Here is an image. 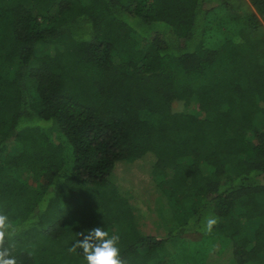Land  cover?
<instances>
[{"label":"trees","instance_id":"1","mask_svg":"<svg viewBox=\"0 0 264 264\" xmlns=\"http://www.w3.org/2000/svg\"><path fill=\"white\" fill-rule=\"evenodd\" d=\"M145 158L165 238L111 180ZM0 215L17 264H86L68 249L97 226L164 264L209 218L218 261L264 264V0H0Z\"/></svg>","mask_w":264,"mask_h":264},{"label":"rangeland","instance_id":"2","mask_svg":"<svg viewBox=\"0 0 264 264\" xmlns=\"http://www.w3.org/2000/svg\"><path fill=\"white\" fill-rule=\"evenodd\" d=\"M174 111L184 110V104L175 102L172 105ZM43 130L50 136L55 144L62 143L59 133L55 129L56 120L44 121ZM152 158H145L143 161L118 163L111 178L119 192L127 199L128 204L133 209L138 219L142 231L146 235L166 237L170 232L169 215L165 214L168 208L167 201L157 193V183L162 179V175L153 168ZM62 195L63 201L71 200L70 197ZM169 216V217H168ZM173 222V221H172ZM215 238L214 231H208L207 225L200 222L190 223L185 229L183 239L185 243L171 242L167 244L164 264H229L231 251L224 254L221 261L216 259L220 249L211 246V241ZM212 248V249H211Z\"/></svg>","mask_w":264,"mask_h":264},{"label":"clouds","instance_id":"3","mask_svg":"<svg viewBox=\"0 0 264 264\" xmlns=\"http://www.w3.org/2000/svg\"><path fill=\"white\" fill-rule=\"evenodd\" d=\"M217 223L215 218L207 219V229L210 232L213 225ZM12 227L7 215H0V247L5 242L6 230ZM77 235L82 239H77L68 249L76 252L77 249L83 250V258L86 264H126L121 258L118 233H110L104 227L97 226L78 232ZM8 257V258H6ZM0 264H17L15 257H12L9 250L0 251Z\"/></svg>","mask_w":264,"mask_h":264}]
</instances>
